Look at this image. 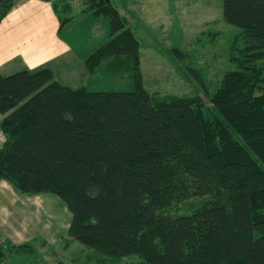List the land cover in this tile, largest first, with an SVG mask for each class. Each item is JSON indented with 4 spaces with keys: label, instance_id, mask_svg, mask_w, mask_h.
<instances>
[{
    "label": "trees",
    "instance_id": "1",
    "mask_svg": "<svg viewBox=\"0 0 264 264\" xmlns=\"http://www.w3.org/2000/svg\"><path fill=\"white\" fill-rule=\"evenodd\" d=\"M12 2L0 0V20ZM84 2L110 36L86 70L113 59L133 86L74 88L48 66L0 74V179L57 194L71 214L68 239L92 247L99 264H264V0H221L240 30L233 67L210 88L186 66L203 90L192 95L149 92L125 20L108 0ZM186 202L190 213H171ZM27 250L2 240L0 264Z\"/></svg>",
    "mask_w": 264,
    "mask_h": 264
},
{
    "label": "rangeland",
    "instance_id": "2",
    "mask_svg": "<svg viewBox=\"0 0 264 264\" xmlns=\"http://www.w3.org/2000/svg\"><path fill=\"white\" fill-rule=\"evenodd\" d=\"M52 1L55 2L62 19L66 16L71 19L72 17L76 18L78 10L83 8L85 3V0ZM117 1L119 5L128 2V0ZM136 3L142 9L152 10L153 8L154 11L158 7H167L169 4L170 10H172L167 15V23L164 22L166 27L163 29L158 27L155 20H152L147 26H144L146 34L136 31L141 46L139 51L143 58L139 69L143 85L149 92L177 95H192L196 92L203 94L197 78H194L186 66L196 68L204 83L208 84L210 88L219 80L224 70L233 67L229 61L230 54L228 52L232 40L240 30L223 19L221 0H136ZM70 6L71 10L68 11ZM174 8L179 10L180 14L175 12ZM70 15L73 16L70 17ZM101 18L106 24V17L101 16ZM102 25L104 29L100 38L99 36L91 37L90 29L85 27L87 25L80 23L77 26L76 22L65 24L67 28L63 29L61 36L64 39H70L73 46L76 40L73 38L72 32L79 30L81 34L79 45L75 44L73 48L78 51L95 48L110 38V36H106L104 23ZM107 25L109 30V24ZM171 47L180 48L183 56H176L170 52ZM110 70L103 69L92 74L88 79L86 77L81 79L90 90L110 89L116 91L132 88L131 75H129L130 79L126 77L130 71L121 68L118 70L111 68ZM13 190L15 189L13 188ZM15 192H17L16 195L10 193L9 190L4 191L0 188V199L9 203L12 213H20L24 222L20 223V227L15 228L13 236L17 242L29 238L32 250L27 251L25 255L13 256L9 260V264H99L97 262L99 255L92 247L81 244L77 240L68 239L66 232L71 214L57 194L53 192L25 194L19 190H15ZM27 200L36 208L35 212L38 215L34 219V212L28 210L29 201ZM188 203H178L179 209L171 208V213H190L193 206ZM7 223H13L9 214L8 217H0L2 234L6 230ZM3 235L8 236L5 233ZM33 236L35 237L32 238ZM0 239L6 241L2 237Z\"/></svg>",
    "mask_w": 264,
    "mask_h": 264
},
{
    "label": "crops",
    "instance_id": "3",
    "mask_svg": "<svg viewBox=\"0 0 264 264\" xmlns=\"http://www.w3.org/2000/svg\"><path fill=\"white\" fill-rule=\"evenodd\" d=\"M108 1L117 9V12L125 20V24L130 27L133 35L137 37L139 50L141 46L137 34L139 32L146 34V28L144 26H147L152 20H155L154 22H157L158 27L163 29L166 27L164 22L165 24L167 23V15L172 11L170 10L169 4L167 7H158L156 11H154L153 8L152 10L148 8L142 9L140 5L136 3V0H128L127 4L123 5L117 4L119 3L117 0ZM53 5L52 0H13L10 9L0 20V74H11V72L22 70V68L34 69L36 67L48 66L53 73L54 79L57 81L59 80L62 84L74 88L84 86L89 91L97 90L88 89L81 78L86 77V79H88L92 74L103 69L110 70L111 68H114V65H118L119 63L113 62V59H104L100 65L92 71V73L88 72L85 67L84 59L98 46L78 51L74 49L73 46L75 44L79 45L78 41L81 35L79 30L72 32L74 35L73 38L76 40V43H74L73 46L70 39L62 38L61 33L63 29L67 28L65 24L67 25V23L71 24L72 22H76L77 26H79L80 23L87 25L85 27L90 29L91 37L99 36L100 38L101 32L104 29L102 23H104L106 36H108L107 20L105 24L104 20L101 18L103 15L96 16L87 11H79L82 9L81 7L78 10L79 13L76 18H73V15H70L72 19L69 18L65 24L60 25L61 18ZM68 9V11H70L71 6ZM173 10L180 14L179 10L176 8ZM136 31H138V33ZM102 43L100 45H102ZM139 50L140 68L143 58ZM119 75L118 78H120ZM126 77H129V74H126ZM1 118L2 114H0V119ZM0 188L4 191L9 190L10 193L15 195L17 194V192L13 190L12 185L5 179H0ZM28 210L34 212L33 219L38 215L37 212H35L36 208L31 205L30 201L28 204ZM8 214L13 221V225L7 223L4 233L8 236L3 235L4 233L2 234V231H0V237L5 239L6 242L8 241L14 245H19V243L24 242L30 243L28 237V239H21L18 240V242L15 240L13 232L15 231V228L20 227V223H23L24 221L20 213H12L9 203L6 200L4 201L0 199V217H8ZM34 237L35 236L32 238ZM27 251L7 252L1 264H7V262L9 264V260H11L13 256L25 255Z\"/></svg>",
    "mask_w": 264,
    "mask_h": 264
},
{
    "label": "built area",
    "instance_id": "4",
    "mask_svg": "<svg viewBox=\"0 0 264 264\" xmlns=\"http://www.w3.org/2000/svg\"><path fill=\"white\" fill-rule=\"evenodd\" d=\"M6 139V135L5 133L0 129V148L3 147V143ZM2 242V240L0 239V243Z\"/></svg>",
    "mask_w": 264,
    "mask_h": 264
}]
</instances>
